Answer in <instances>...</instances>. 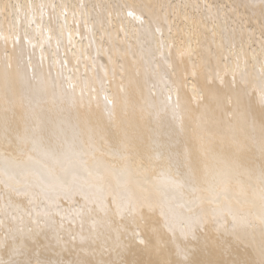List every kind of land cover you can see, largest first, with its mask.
<instances>
[{
	"label": "bare ground",
	"instance_id": "6f19581e",
	"mask_svg": "<svg viewBox=\"0 0 264 264\" xmlns=\"http://www.w3.org/2000/svg\"><path fill=\"white\" fill-rule=\"evenodd\" d=\"M0 264H264V0H0Z\"/></svg>",
	"mask_w": 264,
	"mask_h": 264
},
{
	"label": "snow or ice",
	"instance_id": "6c2138e0",
	"mask_svg": "<svg viewBox=\"0 0 264 264\" xmlns=\"http://www.w3.org/2000/svg\"><path fill=\"white\" fill-rule=\"evenodd\" d=\"M131 15V13H129Z\"/></svg>",
	"mask_w": 264,
	"mask_h": 264
}]
</instances>
